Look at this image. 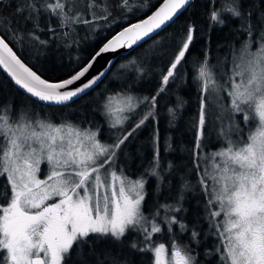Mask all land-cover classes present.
I'll use <instances>...</instances> for the list:
<instances>
[{
	"label": "snow or ice",
	"instance_id": "1",
	"mask_svg": "<svg viewBox=\"0 0 264 264\" xmlns=\"http://www.w3.org/2000/svg\"><path fill=\"white\" fill-rule=\"evenodd\" d=\"M188 2L163 0L146 19L108 38L91 59L67 79L57 82L42 79L17 57L3 38H0V67L31 96L62 104L89 89L103 75L100 73L78 84L99 57L137 45L172 21ZM4 3L5 0H0V5ZM87 6L94 7L95 0H89ZM120 6L129 7V0H121ZM29 7L38 11L40 5L33 2ZM43 7L63 19L79 22V15L68 16L64 0H45ZM17 8L23 14L19 5ZM222 10L244 19L237 0H225ZM211 21L224 23L217 10L212 11ZM242 30L252 37L250 21L248 27L242 25ZM193 39V29L189 27L174 60L162 75L163 84L175 75ZM250 49V42L246 41L224 85L215 79L207 60L197 76L201 91L195 125L197 149L207 120L208 97L204 93L224 91L230 99V105L224 109L229 128L222 126L220 132L225 146L212 154V170L206 169L200 180L213 209L209 219L216 221L217 217H223L216 221L217 234L222 241L218 249L222 264H264V31L256 50ZM133 99L113 96L106 101L105 108L109 115L132 110ZM151 100L155 102L156 97ZM13 111L10 104L0 106V177L5 178L0 193V264H67L66 257L74 246L86 243L93 235L119 240L129 228L141 224L143 181H128L115 171L107 170L127 136L105 145L97 138V131L68 123L56 125L34 120L26 113L13 116ZM236 114L242 115L246 125L255 124L246 136L235 122ZM224 118L219 117L221 121ZM122 123V119H117L111 127L117 128ZM143 123L141 120L140 124ZM232 133L241 138L234 140ZM44 160L49 172L40 179L37 173ZM168 223L178 221L172 217ZM160 231L155 225L150 231L146 228L143 231L145 247L140 250L152 252L153 264H194L195 258L175 242L170 254L165 244L153 245L152 234ZM197 235L193 232V239ZM132 247L136 248L137 244L134 242Z\"/></svg>",
	"mask_w": 264,
	"mask_h": 264
},
{
	"label": "trees",
	"instance_id": "2",
	"mask_svg": "<svg viewBox=\"0 0 264 264\" xmlns=\"http://www.w3.org/2000/svg\"><path fill=\"white\" fill-rule=\"evenodd\" d=\"M73 1L64 3L69 17L79 15V22L75 23L52 12L49 23L43 10L45 0H5L0 5V35L32 70L50 81L70 76L112 34L148 15L162 0H129L127 8L120 6L121 0H95L92 8L87 6L89 0H82L83 8L75 14L70 9ZM33 2L40 5L38 11L29 7ZM237 3L243 20L222 10L225 0H193L158 34L115 59L95 88L67 104L37 102L0 71V106L10 104L15 113L33 106L47 122L97 131L98 139L110 144L127 136L116 150L113 166L124 175L145 178L142 211L147 216L146 227L127 230L119 240L93 235L86 243L74 246L66 257L67 264H153L152 252L140 250L145 247L143 231L150 230V218L161 229L152 234L153 245L163 243L169 249L175 242L195 258L194 264H222L218 251L222 241L216 230V221L221 217L216 221L209 219L213 209L200 180L206 170L204 157L223 148L225 141L219 123L209 126L206 120L200 147L196 148L195 125L201 98L197 76L205 60L212 72L222 68L229 74L246 41L252 51L259 46L264 31V0ZM214 10L220 12L223 24L211 21ZM249 21L252 37L242 30ZM189 27L194 39L175 75L165 85L162 75L174 60ZM28 39L33 42L31 47L25 44ZM113 96H131L135 101V107L126 112V119L117 128L111 127L115 120L105 108ZM153 96L155 102L151 100ZM238 115L237 122L242 124ZM4 184L5 178L0 177V193ZM172 217L178 223L170 225ZM193 232L198 234L195 239ZM134 242L136 248L132 247Z\"/></svg>",
	"mask_w": 264,
	"mask_h": 264
},
{
	"label": "rangeland",
	"instance_id": "3",
	"mask_svg": "<svg viewBox=\"0 0 264 264\" xmlns=\"http://www.w3.org/2000/svg\"><path fill=\"white\" fill-rule=\"evenodd\" d=\"M81 1L82 0H74L73 1V4L70 6V9H71V12L73 14L79 12L83 7L81 5ZM42 6V4H41ZM43 10L45 11V13L48 15V22H49V14H50V11H46L43 7ZM69 14V13H68ZM90 14H93V13H90ZM50 23V22H49ZM25 44L28 46V47H31L33 45V42L31 41V39H28V41L25 42ZM257 48V47H256ZM251 50V49H250ZM256 50V49H255ZM254 50V51H255ZM232 72H230L229 74H226L222 68L218 69L217 71H213V74H214V77L215 79L222 85H224V81L225 79L228 80V77L231 75ZM207 93V92H205ZM122 97V96H121ZM209 98V103L210 105L208 104L207 105V122H208V125L210 126L211 123H215V122H218L219 126L222 127L224 129H228L229 128V123L230 121L227 119V112L224 111V109H226L229 105H230V99L228 97V93L227 92H220L219 94H216V93H212V94H208L207 96ZM119 98V97H118ZM133 103L135 105V101L133 100ZM209 106V107H208ZM117 107H119V105H117ZM128 110L126 109L125 111L123 112H115L113 113L111 116L113 117L114 120H117V119H122L123 121L125 120V114ZM19 113H26L28 117H30L31 119H34V120H41L42 121H47V120H43V118L41 116H39V112H38V109H36L35 107L33 106H28L26 107L25 109H23L21 112ZM19 113H15L13 111V116H16L17 114ZM224 116L225 118L223 119V121H221V119H219V117L221 116ZM239 115L236 114L235 116V122L237 125H239V127L243 130V133L244 135L246 136L248 131L250 130V128L254 127L255 124L252 123V124H249V125H246L245 122L243 121V118H242V115H240V120L242 122V124H239L237 122V120L239 119L238 117ZM55 124V123H53ZM62 124V123H60ZM60 124H56V125H60ZM98 138V136H97ZM232 138L234 140H239L241 137L236 135L235 133H232ZM100 140V139H99ZM103 144L105 145H111L110 143L108 142H105V141H102L100 140ZM204 159L206 160L205 162V166H206V169L211 172L212 170V165H213V158H212V154L210 155H206V157H204ZM114 163L115 162H112L110 166H107V170L109 172L111 171H115L117 173V175H120L121 177L123 178H126L128 181H136V180H142L143 181V184H144V187H143V190H142V195L144 197L145 195V178L141 177V178H137V177H131V176H127V175H124L122 174L119 170L117 171V169L114 168ZM40 171L37 173L38 177L40 179H44L47 175H48V172H49V165L47 163L46 160L42 161L40 166ZM205 171V170H204ZM209 183H211V181H209ZM119 187V185L117 184V188ZM49 202H52V201H49ZM142 203H143V200L141 201V205H140V212H141V215L143 217V220L141 222V224L139 226H137V228H129L128 230L131 231V230H134V229H143L146 224V220H147V216L143 214V211H142ZM223 219V217L221 216V220ZM150 223H149V227H150V230L151 228L155 225L156 226V223L150 218L149 219ZM149 230V231H150ZM167 248V247H166ZM168 249V248H167ZM169 250V254H170V251H171V248L168 249Z\"/></svg>",
	"mask_w": 264,
	"mask_h": 264
},
{
	"label": "water",
	"instance_id": "4",
	"mask_svg": "<svg viewBox=\"0 0 264 264\" xmlns=\"http://www.w3.org/2000/svg\"><path fill=\"white\" fill-rule=\"evenodd\" d=\"M193 0H189V2L182 8L179 10V12L177 13V15L172 19V21L192 2ZM163 3V0L148 14L146 15L145 17L141 18L140 20H143V19H146L148 16H150L153 12H155L157 10V8H159V6ZM140 20H137V21H134L132 23H129L127 25H125L124 27H127V26H130L131 24L133 23H137L139 22ZM172 21L168 22V24L166 26H163L161 29H157L155 30L153 33L150 34L149 37H144L140 42H138L137 45H133L132 47H125V48H121V49H118L117 51L115 52H109V53H106V54H103L101 57L98 58V60L95 62L94 66L90 69L89 73L86 74V76L84 78H82V80L80 82H78V84H81L86 82L88 79H92L93 77H96L98 74L100 73H103V75H100L99 79L96 80V82L89 88V89H86L84 92L82 93H79L76 97H73L70 101H67V102H64L62 104H67V103H70L72 102L74 99L86 94L87 92H89L90 90H92L93 88H95L103 79L104 77L106 76L108 70H109V67L111 66V64L113 63V61L115 59H117L119 56H124V55H127L129 54L131 51H133L135 48H137L139 45H141L142 43L148 41L149 39H151L152 37H154L156 34H158L161 30H163L165 27H167L169 25V23H171ZM124 27H122L121 29L117 30L114 34H112L111 36L115 35L117 32L121 31ZM111 36L109 38H111ZM0 38H3L1 35H0ZM4 39V38H3ZM107 41V40H106ZM105 41V42H106ZM5 42L7 43V41L5 40ZM104 42V43H105ZM103 43V44H104ZM102 44V45H103ZM101 45V46H102ZM100 46V47H101ZM10 48H12L10 45H9ZM99 47V48H100ZM99 48L96 50L98 51ZM13 50V48H12ZM95 51V52H96ZM13 52L16 54V52L13 50ZM94 52V53H95ZM93 53V54H94ZM92 54V55H93ZM17 55V54H16ZM92 55L90 56V58L80 67L82 68L92 57ZM17 57L19 59H21L18 55ZM21 61L26 65L28 66L22 59ZM29 67V66H28ZM80 68L76 71H79ZM0 71L7 77V79L13 84L15 85V87H17V89H19L22 93H24L25 95H27L28 97L32 98L33 100L37 101V102H40L42 104H45V105H62V104H56L54 102H47V101H40L38 98L36 97H33L31 96V94L27 93L24 89H22L19 85H17L15 83V81L11 78V76L3 69V67H0ZM34 71V70H33ZM75 71V72H76ZM72 73L71 75L75 74ZM38 74V73H37ZM39 75V74H38ZM70 75V76H71ZM70 76L64 78V79H67L69 78ZM42 79H45L41 76ZM47 80V79H46ZM63 80V79H62ZM49 82H57V81H50L48 80ZM76 85H73V87H75Z\"/></svg>",
	"mask_w": 264,
	"mask_h": 264
}]
</instances>
